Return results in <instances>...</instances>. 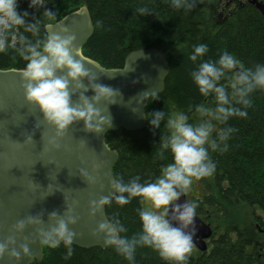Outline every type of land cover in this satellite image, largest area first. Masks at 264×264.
I'll list each match as a JSON object with an SVG mask.
<instances>
[{
	"label": "clouds",
	"instance_id": "1",
	"mask_svg": "<svg viewBox=\"0 0 264 264\" xmlns=\"http://www.w3.org/2000/svg\"><path fill=\"white\" fill-rule=\"evenodd\" d=\"M19 3L20 0H0V52L14 49L25 61L19 69L23 97L40 113L42 121L54 129L55 136L48 144L57 147L59 138L74 122L82 121L86 132L100 134L111 126L107 106L117 102L119 91L94 82L96 74L90 72L80 58L74 43L75 35L66 26L53 24L56 13L44 7L46 0H26L24 10L19 9ZM169 3L174 9L190 10L194 0H169ZM41 8L43 20L33 18L29 22L26 19L28 9ZM136 12L143 16L149 14L150 9L141 5ZM41 28L46 29L43 36ZM207 51L204 43L193 45L188 59L199 63L190 72V77L199 94L213 97L214 105H190L189 109L194 108L196 116L191 123L184 111L166 113L163 109H155L146 115L142 113L153 130L159 129L164 122L166 134L159 136L156 156L163 159L168 152L171 162L162 165L159 175L151 181L141 182L139 176H135L125 182L119 176H113L109 181L111 194L100 195L88 203L89 215L95 216L102 212L104 205L112 202L120 206L133 198L146 202L147 206L138 211L140 230L131 236L122 235L127 229L116 217L102 218L93 230L129 264H135L138 246L150 247L165 264H186L193 248L197 203L177 201L191 189L194 181L212 174L215 163L209 156V149L227 150V140L234 129L226 126V122L234 116L246 117L250 94L257 89L264 90V63L245 67L227 51H222L214 61L202 59ZM85 80L89 83L85 84ZM89 87L93 93L91 97L85 95ZM73 95H76L75 100ZM156 95L155 90H143L135 97L136 107L131 110L135 112L148 97L155 98ZM30 139L27 137L25 143ZM81 174L89 184L96 182L95 175L86 169H82ZM74 206L75 201H72L63 214L49 212L47 226L39 214L16 220L10 227V234L0 240V257L7 256L18 264L21 257L30 255V240L25 239L18 247L14 246L16 235L29 225L34 227L38 240L53 247L62 243L66 248L65 258L70 257L76 236L70 226L78 219L73 214Z\"/></svg>",
	"mask_w": 264,
	"mask_h": 264
},
{
	"label": "trees",
	"instance_id": "2",
	"mask_svg": "<svg viewBox=\"0 0 264 264\" xmlns=\"http://www.w3.org/2000/svg\"><path fill=\"white\" fill-rule=\"evenodd\" d=\"M220 3L222 0H194L193 7L184 10L172 8L169 0H46L44 7L55 11V23L85 5L94 31L82 53L106 69L121 68L124 59L139 49L161 51L169 71L164 90L155 98H149L145 115L155 109H163L166 113L184 111L191 123L195 113L194 108L189 109L190 105L215 103L211 95L199 94L191 80L190 72L199 63L188 59L193 45H207L208 51L202 57L205 60L214 61L222 51H227L245 67L264 63V19L261 14L246 1L236 2L225 10ZM141 5L150 9L149 14L142 16L136 12ZM26 8V0H20L19 9ZM42 13L43 8L28 9L26 19L29 22L33 18L43 20ZM44 33L41 28V36ZM24 63L14 49L0 52L1 70H19ZM250 99L246 117L234 116L226 122V126L234 129L227 140V150L209 149L215 169L211 175L198 180L202 195L191 199L196 201V213L202 220L209 213L223 215L227 209L242 205L255 208L264 216V90H254ZM164 134L163 121L157 130L151 129L146 121L141 130L119 129L107 133L105 142L118 155L113 176H119L125 182L135 176H139L141 182L154 180L161 166L171 162L168 152L163 159L156 156L159 136ZM215 134L214 129L213 136ZM140 208L141 200L133 198L123 206L115 202L105 205V214L109 219H120L127 229L122 235L131 236L140 230ZM259 222L264 231V224ZM71 247L72 255L68 258H65L63 244L52 250L44 247L41 262L32 264H129L112 246L105 249ZM134 260L135 264H165L154 250L146 246L137 247ZM186 264L264 263L251 238L227 224L211 240L206 252L193 247Z\"/></svg>",
	"mask_w": 264,
	"mask_h": 264
},
{
	"label": "water",
	"instance_id": "3",
	"mask_svg": "<svg viewBox=\"0 0 264 264\" xmlns=\"http://www.w3.org/2000/svg\"><path fill=\"white\" fill-rule=\"evenodd\" d=\"M249 3L264 19V4L257 0ZM66 26L75 35L85 67L96 74L94 82L109 85L119 91L117 102L107 106L111 126L100 134L86 132L81 122L69 126L58 146L48 144L55 136L54 129L46 125L35 107L23 97L19 70L0 69V240L10 234L16 220L28 215H41L47 226L48 213L63 214L68 204L75 201L73 214L77 222L70 227L76 233L72 245L82 249L109 247L100 234H94L95 226L106 217L105 205L95 216L88 213L90 200L100 195H110L109 181L117 161V152L108 147L105 136L119 129L141 130L146 125L142 113L149 98L135 112V97L145 89L155 90L157 95L164 90L169 67L164 54L155 49H139L131 52L121 68L106 69L86 57L82 49L93 34L90 14L85 5L67 13L53 23ZM46 29H44V32ZM85 84L89 82L84 81ZM89 87L85 95L91 97ZM73 100L76 95H73ZM131 101V103H129ZM102 107V105H101ZM29 143H25L27 137ZM83 141V144H81ZM94 174L96 182L89 184L81 170ZM186 199L184 193L177 202ZM195 235L193 246L200 252L207 251V241L212 238V229L198 215L194 218ZM25 239L30 240V255L21 257L18 264L41 262L43 248L55 249L36 238L33 226H26L16 235V247ZM62 244V243H61ZM60 245V244H59ZM58 245V246H59ZM0 264H14L7 256L0 257Z\"/></svg>",
	"mask_w": 264,
	"mask_h": 264
},
{
	"label": "rangeland",
	"instance_id": "4",
	"mask_svg": "<svg viewBox=\"0 0 264 264\" xmlns=\"http://www.w3.org/2000/svg\"><path fill=\"white\" fill-rule=\"evenodd\" d=\"M243 3L245 0L242 1ZM225 2L220 3L221 6ZM196 119L195 114L191 118V122ZM202 195V187L198 181H194L191 189L186 192L187 199L191 201L193 198H199ZM141 206L146 207V202L141 201ZM254 213L258 215L259 220L264 224V216L255 208H250L245 205L235 208L227 209L223 215L209 213L207 218H204V222L207 223L211 229L213 236H216L227 224L233 225L238 230H241L248 235L253 245L259 248L261 254V261L264 263V235L259 231L262 227L257 223L256 227L254 221Z\"/></svg>",
	"mask_w": 264,
	"mask_h": 264
},
{
	"label": "flooded vegetation",
	"instance_id": "5",
	"mask_svg": "<svg viewBox=\"0 0 264 264\" xmlns=\"http://www.w3.org/2000/svg\"><path fill=\"white\" fill-rule=\"evenodd\" d=\"M243 0H222V2H225L224 3V10L225 9H227V8H229V7H231V6H233V4H235L236 2L237 3H243L242 2ZM245 1H249V0H245ZM258 2H261V3H263L264 4V0H257ZM257 216L258 215H256L255 213H254V223H255V225H256V227H258V225H257V223H259L260 225H261V223L259 222L260 220H257ZM259 231H261L262 233L264 232V231H262V228L259 230ZM222 232V231H221ZM214 238V237H213ZM212 238V239H213ZM210 244H211V240L210 241H208V243H207V246L209 247L210 246Z\"/></svg>",
	"mask_w": 264,
	"mask_h": 264
}]
</instances>
